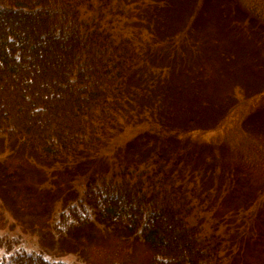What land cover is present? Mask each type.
Segmentation results:
<instances>
[{
	"label": "rangeland",
	"instance_id": "obj_1",
	"mask_svg": "<svg viewBox=\"0 0 264 264\" xmlns=\"http://www.w3.org/2000/svg\"><path fill=\"white\" fill-rule=\"evenodd\" d=\"M80 11L140 54L127 117L82 161L44 164L28 147L0 140V264L19 254L51 264H150L153 251L139 235L98 224L81 205L88 181L134 166L186 197L189 224L222 241L221 264H264V0H90ZM185 43L187 60L173 65V46ZM185 100L194 103L189 117L208 128L174 133L164 147L160 140L173 136L168 111L178 106L185 117ZM216 107L223 113L215 124ZM143 135L149 140L133 141ZM69 207L93 225L66 234L60 221Z\"/></svg>",
	"mask_w": 264,
	"mask_h": 264
},
{
	"label": "trees",
	"instance_id": "obj_2",
	"mask_svg": "<svg viewBox=\"0 0 264 264\" xmlns=\"http://www.w3.org/2000/svg\"><path fill=\"white\" fill-rule=\"evenodd\" d=\"M89 1L0 0V140L28 147L44 164L88 158L103 147L118 118L127 117L128 81L140 54L130 41L117 43L81 19L80 10ZM224 24L219 22L221 28ZM233 30L228 27L224 35ZM182 32L186 29L178 34ZM186 48V43L173 46V65L187 60ZM195 52L194 58L200 53ZM224 102H230L228 95ZM183 103L185 117L177 112L178 106L168 111L171 122L165 129L173 136L160 140L164 147L176 138L174 133L201 128L189 117L194 103ZM213 111L216 124L223 109ZM143 137L133 141L149 140ZM177 152L172 146L171 155ZM162 162L160 158L157 166ZM165 173L162 181L169 184ZM151 178V172H141L137 166L126 167L110 179L93 178L81 205L92 211L98 224L139 235L153 251L150 264H221L222 241L201 237L187 221L193 208L186 197L174 191L169 195ZM68 211L70 215L62 214L60 221L66 234L93 225L77 208ZM4 264L51 263L19 254Z\"/></svg>",
	"mask_w": 264,
	"mask_h": 264
}]
</instances>
